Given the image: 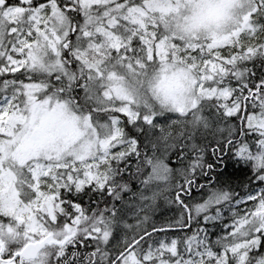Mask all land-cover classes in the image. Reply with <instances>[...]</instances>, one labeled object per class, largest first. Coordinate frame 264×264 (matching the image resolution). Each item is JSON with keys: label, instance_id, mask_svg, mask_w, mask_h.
I'll return each instance as SVG.
<instances>
[{"label": "snow or ice", "instance_id": "snow-or-ice-1", "mask_svg": "<svg viewBox=\"0 0 264 264\" xmlns=\"http://www.w3.org/2000/svg\"><path fill=\"white\" fill-rule=\"evenodd\" d=\"M0 264H264V0H0Z\"/></svg>", "mask_w": 264, "mask_h": 264}]
</instances>
